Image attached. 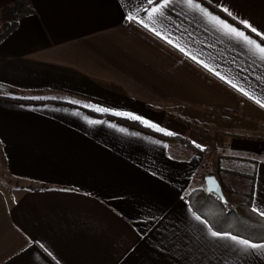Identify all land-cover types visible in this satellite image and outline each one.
I'll use <instances>...</instances> for the list:
<instances>
[{"label":"crops","instance_id":"1","mask_svg":"<svg viewBox=\"0 0 264 264\" xmlns=\"http://www.w3.org/2000/svg\"><path fill=\"white\" fill-rule=\"evenodd\" d=\"M16 1L34 13L0 42V152L21 182L0 189V264H264L187 199L219 145L264 210V61L185 0L148 21L173 43L126 19L146 0L0 10ZM198 3L264 46V0Z\"/></svg>","mask_w":264,"mask_h":264},{"label":"trees","instance_id":"2","mask_svg":"<svg viewBox=\"0 0 264 264\" xmlns=\"http://www.w3.org/2000/svg\"><path fill=\"white\" fill-rule=\"evenodd\" d=\"M34 13L30 2L16 1L0 10V42L6 39L18 27L21 18ZM17 97V96H15ZM16 99L25 100L18 96ZM218 168L219 180L223 188L226 201L215 193H208L205 184L192 190L188 202L193 210L205 219L217 232L230 233L231 235L249 240L254 243L264 242V216L254 210V182L252 172H245L248 176L247 189L242 197L233 201L231 196L235 193L229 181L221 178ZM211 169L203 172V178L213 174Z\"/></svg>","mask_w":264,"mask_h":264},{"label":"snow or ice","instance_id":"3","mask_svg":"<svg viewBox=\"0 0 264 264\" xmlns=\"http://www.w3.org/2000/svg\"><path fill=\"white\" fill-rule=\"evenodd\" d=\"M185 2L189 8H191L194 11L200 12L205 17H208L211 22H213L217 26L221 27L223 30L226 31V33L228 35L235 38L238 42L245 44L249 48V50L253 53V55L257 56L259 59L264 61V46H261L259 43H256L250 37L246 36L244 32L239 31L235 27L228 25L226 21H222V20H220L219 17H216V16L208 13V11L206 9H204L198 3V0H185ZM146 3L149 6H151L149 8L144 9V11L146 12V15H147V20L145 18L140 17L139 12H136L135 14H132V13L128 14L126 16V19L129 21L134 20L135 22L141 24L143 27L148 28L149 30L153 31L156 35L162 36V33L157 31L155 27H152L148 21H152L154 23L157 17L162 18L164 16L165 9L168 7V5L170 3V0H146ZM224 11L227 12L228 10L224 9ZM229 15H231V13H229ZM241 23H244L246 25V27L251 28V26L248 25L246 21H241ZM251 30L253 32H256L255 28H251ZM162 38L168 40L169 43H173V41L169 40L167 36H162ZM175 46L180 48V46L178 44ZM180 50L184 51L183 48H180ZM192 59L195 60L196 57L193 56ZM201 63H203V62L201 61ZM204 67H208V65L204 64ZM216 75L220 76V73L217 72ZM221 78L226 79L223 76H221ZM226 82H228L229 84H232L233 87H238L237 85L233 84L231 80H227ZM238 90L243 92L245 95H249L250 98L255 99L245 89L238 87ZM256 102L261 103V101H259V100H257ZM262 106H264V104H262ZM128 115H131V114H128ZM133 118L138 119V120L142 119L141 117H138V116H133ZM254 210L258 211L260 215L264 216V210H261V209H254ZM193 215H195V214H193ZM195 219L198 221L201 220V218L199 216H195ZM201 222L204 223L205 225L207 224L206 221H201ZM207 234L210 235L211 237H215V238H229L232 241L237 242V244L243 246L242 250L245 253L252 251L253 254H255L256 249H264V243L256 244V243L250 242L249 240L240 239L236 236H232V235H230V233H221V232H217V231L208 230Z\"/></svg>","mask_w":264,"mask_h":264},{"label":"rangeland","instance_id":"4","mask_svg":"<svg viewBox=\"0 0 264 264\" xmlns=\"http://www.w3.org/2000/svg\"><path fill=\"white\" fill-rule=\"evenodd\" d=\"M1 94H5L4 91L0 90ZM10 93L6 92V95H8ZM12 99L15 100H20L21 99H16L17 97H15L14 95L10 96ZM220 141V140H219ZM218 141V143H219ZM220 150H219V149ZM211 153L209 152V157H211V163L207 164L206 166H203V170L204 171H208V170H212L214 171L213 174L218 173V168L219 165L222 163L221 165V170H220V174H221V178L224 181H229V184L233 187L234 189V195L231 196V199L233 201L239 199L242 197L243 193L246 191L247 189V179L248 176L246 174H244L246 172V168L248 167V165L242 164L241 162H232V161H227L224 160L222 158H218V154L222 152L221 147L219 145H215L214 147H211ZM225 153H231L233 151L227 150L225 149L224 151ZM235 152V151H234ZM4 162H3V156L1 155L0 152V189H3L6 191V193L12 192L14 188H18L21 186V182L19 180H17L16 178L10 176L6 170L4 169ZM203 171V172H204ZM216 175V174H215ZM217 176V175H216ZM203 179V180H202ZM199 179L201 180L200 183H205L204 178ZM11 190V191H10Z\"/></svg>","mask_w":264,"mask_h":264},{"label":"water","instance_id":"5","mask_svg":"<svg viewBox=\"0 0 264 264\" xmlns=\"http://www.w3.org/2000/svg\"><path fill=\"white\" fill-rule=\"evenodd\" d=\"M0 90L10 91V89L3 84H0ZM205 186L208 193H215L221 198L223 202L226 201L220 180L215 174H211L205 177Z\"/></svg>","mask_w":264,"mask_h":264}]
</instances>
